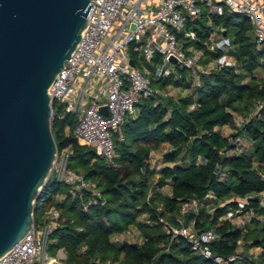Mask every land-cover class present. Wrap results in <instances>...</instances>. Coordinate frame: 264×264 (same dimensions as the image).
Returning <instances> with one entry per match:
<instances>
[{
	"label": "trees",
	"instance_id": "obj_1",
	"mask_svg": "<svg viewBox=\"0 0 264 264\" xmlns=\"http://www.w3.org/2000/svg\"><path fill=\"white\" fill-rule=\"evenodd\" d=\"M221 27L230 39L228 54L236 65L198 72V82L184 95L140 97L135 114L126 116L113 134L111 162L96 155L93 148L78 144L73 134L77 115L53 102L51 131L57 151L68 150L67 166L93 183L99 196L71 189L50 174L33 215L36 224L51 206L60 212L59 225L50 234V255L63 249L64 264H215L193 251L182 237L170 240L157 223L158 217L165 211L176 214L183 203L198 201V214H186L185 223L194 218L197 230L214 228L218 238L210 248L224 257L236 254L237 239L248 236L244 229L220 219L236 207L235 198H248L258 220L264 218L258 196L264 192V109L258 110V117L243 121L230 136L222 132L224 126H235L233 112L247 116L254 103L264 100V81L255 76L257 69L264 71V48L256 45L247 17L226 10L216 15L205 8L199 18L187 20L186 28L196 38L182 46L191 42L207 58H216L222 52L208 50L206 45ZM157 60L155 56L153 63ZM188 73L176 67L173 74L152 80V85L190 89ZM241 136L250 140L249 151L243 143H235ZM160 150V158L152 164L151 153ZM165 187L167 192L162 191ZM58 193L64 197L55 200ZM157 203H162L161 210H156ZM209 205H214L211 215L205 210ZM258 220H250L254 240L247 245V249L261 248L258 259L238 253L232 264H264V219L260 226ZM130 227L141 232V244L112 240Z\"/></svg>",
	"mask_w": 264,
	"mask_h": 264
},
{
	"label": "built area",
	"instance_id": "obj_2",
	"mask_svg": "<svg viewBox=\"0 0 264 264\" xmlns=\"http://www.w3.org/2000/svg\"><path fill=\"white\" fill-rule=\"evenodd\" d=\"M93 1L97 4L92 3L89 8L86 17L88 25L69 59L71 66L57 75L48 94L51 115L53 102L61 105L64 112L76 114L78 123L73 134L77 142L93 148L95 154L107 162H111L115 156L113 134L119 130L126 116L135 114L138 99L155 95L170 96L167 89L153 86L152 80L173 74L176 67L206 73L234 65V58L228 54L230 39L223 33L222 27L219 28L220 32L210 35L213 38L211 50L222 53L209 66L199 63L201 54L191 48H183L181 39L191 41L196 38L195 32L186 28L187 20L199 18L203 8L216 15L226 10L247 17L256 45L264 48V0ZM130 53L136 57L133 59ZM139 55L144 57V61ZM155 56H158V60L153 63ZM170 57H174L178 64L171 63ZM130 59L133 66L129 63ZM100 106L106 107V115L99 111ZM190 108H194V105ZM262 108L264 100L257 102V109ZM235 143L242 144L241 138H237ZM68 156L66 150L57 151L51 171L54 179L71 189L89 190L99 196L94 184L67 166ZM258 196L260 205L264 206V192ZM235 200L236 207L229 208L220 219L245 229L255 211L248 204V198ZM180 212L182 216L189 213L196 216L199 212L198 201L183 203ZM59 218L60 212L55 206L47 209L38 223L33 222L30 233L0 258V264H61L64 258L62 249L55 255L48 253L50 234L59 225ZM145 222L150 223L148 219ZM157 223L161 224L170 240L182 237L193 251L215 264H232L239 258L237 254L224 257L213 253L210 244L218 238V234L214 228L197 230L194 218L188 223H172L159 216ZM134 230L135 227H130L113 235L112 240L135 238ZM237 243L241 245L240 240ZM260 250L259 247H250L248 253L257 260Z\"/></svg>",
	"mask_w": 264,
	"mask_h": 264
},
{
	"label": "water",
	"instance_id": "obj_3",
	"mask_svg": "<svg viewBox=\"0 0 264 264\" xmlns=\"http://www.w3.org/2000/svg\"><path fill=\"white\" fill-rule=\"evenodd\" d=\"M92 3L0 0V258L32 229L57 153L48 90L71 66Z\"/></svg>",
	"mask_w": 264,
	"mask_h": 264
},
{
	"label": "rangeland",
	"instance_id": "obj_4",
	"mask_svg": "<svg viewBox=\"0 0 264 264\" xmlns=\"http://www.w3.org/2000/svg\"><path fill=\"white\" fill-rule=\"evenodd\" d=\"M206 23L207 24H210L209 18L206 20ZM214 34H216V32ZM251 35L254 38L253 31L251 32ZM213 37H214V35H213ZM188 41L189 40L182 39L181 40V44H182V42H188ZM212 41H213V38L210 36L209 37V40L207 41V45H206V48L208 50H211V46H212V43H213ZM188 48H191L194 52H198L199 54H201L200 55L201 57H200L199 63L201 65H203V66H209L210 63H212L213 60L215 59V58H207L206 56H204L203 55L204 50L201 49V48L195 47L191 42L189 44L185 45V47H184L185 50L188 49ZM139 57L144 61V59H143L144 57L142 55H139ZM234 65H236L235 59H234ZM139 66H141V65H139ZM240 72H244V71L243 70H240ZM197 74H198V71L196 73L195 71H192L191 70L190 73H188L187 76H186V78H187L186 80H188L190 78L192 80L191 81L192 86H191L190 89H183L182 87H176V86H173V85L172 86H169L167 90L169 91L170 96L176 97L178 95H184L186 93H189L193 89V86L197 83ZM245 74H247V73H245ZM255 76L257 77V79H260L261 81H264V71L263 70L257 69L255 71ZM245 81H249V77H245ZM164 89H166V88H164ZM258 116H259V111L257 109V103H254L253 106L250 107L247 116H244V114H240L239 112H233V118H234V125L235 126H224L222 128V132H223L224 135L230 136L231 134H233V133L236 132L237 128L240 127V125L242 124L243 121L247 120L250 117H258ZM240 138H241V141L243 143L244 148L247 151H249L250 148H251V142L248 139V137H246V136H243L242 137L241 136ZM164 148L165 147H162L161 150L164 149ZM65 150L68 151L67 149H65ZM161 150L160 151H155V152H152L151 153V159H150V161H151L152 164L156 163V161L158 160V158H160V155H161L160 152H161ZM69 190H71V189L69 188ZM162 191L163 192H167L168 191V188L165 187L164 189H162ZM63 197H64V193H58L55 196L54 199L55 200H58V199H62ZM155 205H157L156 210H158L157 208H161L162 209V203H157ZM205 210H206V213H208V214L211 215L213 213V210H214V205L207 206V208ZM180 211H181V207H180V209L178 210V212L176 214H173V213H170V212H166L165 211V213H164V215L162 217L166 221L172 222V223H177V221L185 222L186 221V215L185 216H182ZM258 217H259L258 214L256 215L254 213V218L258 220ZM263 219L264 218L261 217L258 220L259 226H260V223H262ZM231 224H232L233 227H237L236 223H231ZM253 229H254V226H252V224H250V222H248L246 224L245 229L243 230V234L248 233V236L246 238L243 237V236H240L237 239V240H240L241 241V245H239L237 243V241H236V245H237L236 246V249H235V253L236 254H238V253L239 254L240 253H247V254H249L248 253V250L249 249H247V245L250 244L254 240V238L252 236L253 234L251 233L253 231ZM134 232H135V236L136 237L135 238H128L127 240H129L131 242H132V240H134V241L138 242L139 244H141L142 241H143V239H144L143 236H142V234H141V232L137 228H135ZM122 238H125V237L122 236ZM62 251H63L64 258L61 261V264H64V260L66 258V253H65V251L63 249H62ZM258 251L259 250L257 249L256 252H258Z\"/></svg>",
	"mask_w": 264,
	"mask_h": 264
}]
</instances>
